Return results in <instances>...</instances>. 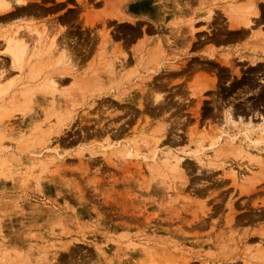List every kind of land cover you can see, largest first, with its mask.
<instances>
[{
    "label": "rangeland",
    "instance_id": "374dc122",
    "mask_svg": "<svg viewBox=\"0 0 264 264\" xmlns=\"http://www.w3.org/2000/svg\"><path fill=\"white\" fill-rule=\"evenodd\" d=\"M40 1L41 0H30L27 4L29 5L31 3V5H29L31 8H34V6L38 7L39 5L38 9L36 7L34 10L42 13L50 12L54 14L58 12V7L53 9V12L52 10L43 11L47 9L49 1L42 0V3ZM77 1L81 2V0ZM156 1L158 3L156 4L160 7H158V10L156 5H154V0L147 1V3H150L147 4V6L155 7V11H148L145 17V29L148 36L146 38V48H144V46L138 50L139 53L133 55L137 63L134 65L137 67L135 68L137 71L136 74L132 73L121 78L120 76H122V73L116 71V78H112L111 75L114 74V72L111 70H107L106 73L104 70L79 69L73 70L74 72H72V74L75 76V80L74 82L73 80L69 82L70 85L68 87L64 85L67 83L66 80L61 87L58 85L61 90H69L72 88V91L64 93L65 95L80 94L89 95L94 98L102 96L103 98L111 97L114 99L113 108L108 107L109 102L107 101H93L90 104L79 102L74 104L73 115L76 114L87 118L90 116V119L78 124V118H74L73 122L69 125V127H72L71 133L68 132L70 130L66 128L67 126L64 118L63 120L60 118L61 115L66 114L68 108L61 109V111H54L50 102L45 103L46 106L43 108L41 107V103L34 99V94L38 95L39 93L40 96H45L47 98L61 97L59 94L60 90L59 92L55 90V92H57L55 93L54 89L49 90L46 89L47 87H43V90H41L42 87L40 88V85L44 82L43 79L52 80L58 77L59 73H62L59 69H56L58 66L53 64V68H49V66L46 69L45 67L46 70L42 69L38 72L40 74L35 72L36 74L32 76V80L29 76L33 74H26L29 73L27 69L21 72L17 69L12 70L9 67V60L4 55L5 53L2 52L5 47L3 41L0 40V53L2 52V54H0V62H2L1 59H3V62L5 59L6 61L8 60L7 63H5L6 61L4 62L5 64L1 63L2 67L0 65V81L3 79L1 81L2 83L0 82V86L8 84L12 82V80L14 81L12 83H15L11 85L7 92L0 89V264H228L232 263V261H241L244 257L249 260L250 264H260L261 260L258 259V261L257 258H255L259 256V254L256 253L255 247L261 242L260 239H264V81H262L264 79V74L263 76L261 75L264 73V0H249L250 2L248 0H206L208 3L205 5V9L201 14H206V11L210 10L213 11L215 15H219L215 16L212 14V19L210 18L208 20V22L213 25L215 23L214 26L210 24L209 28L212 29V31L206 29L209 26V23L206 22L207 20H205V22L203 21L205 25L207 24L204 28L207 30L206 34L213 40L211 42L209 41L212 47L206 63L207 65L209 64L208 68L211 66V69L209 68V76H203L204 81L199 80V82L190 87V94L191 98L194 100L193 102H188L184 105L180 100H175L177 105L183 106L182 108L179 106L178 111L174 112V114L177 113L180 115L178 117L172 115L173 109H175L173 106V53H169L173 48L172 32H170L173 29V24L170 23V21L173 20V0ZM159 1H161V4ZM187 2L189 3L190 1L187 0ZM198 2H201V0ZM248 2L250 4H248ZM41 5L44 9H40L42 8ZM240 5L243 7L257 5L258 17L257 20L253 21H256L258 24L255 25V22L252 25V30L249 31L251 36L254 34V37L245 39L249 36L248 31L245 30L246 32H241L242 39L237 41V39L233 37L235 31L228 29L229 25L227 22L230 19L232 20L233 17L236 19L237 16L240 15L243 17L249 16V18L253 17L249 14V12H251L249 8L239 10ZM70 8L71 7H69V9ZM131 8L132 7H130V9ZM190 8V4L186 3L182 7L175 8L174 11L180 12L182 9L188 11ZM196 9L200 10V7L195 6V10ZM91 12L93 11H88L85 14H90ZM189 12H191V10H189ZM79 13L80 11H75L73 13V22L76 23L78 28L82 25V22H78ZM230 14L233 16H230ZM155 15H163L162 17L164 18L163 27L161 28L162 34L165 37L163 38V43L160 42L159 39L154 43V32L160 30V26L157 25L158 27H154ZM108 16L114 19L113 23H109V26H112L111 31L114 29L117 31V29H119L118 31L123 32L126 38L130 35L129 40L132 44L134 42V37L137 35L134 30L136 28L137 31L140 26H143V22L137 24L131 17L130 23H117L116 19L118 16L116 14H109ZM89 17L90 16L84 15L86 19H89ZM24 18H17L20 19V21L1 22L0 32L8 31L12 28L14 34L16 31L17 33L23 31L20 36H26L28 33L29 35L26 37V40L29 41V51L32 55L33 47L37 45L42 46L44 44L42 42V37H49V33H47L46 22L40 20L37 22L32 18L33 21L27 23V21H21L24 20ZM252 19L253 18H251V20ZM29 20H31V18L28 19V21ZM20 22L23 25H21ZM25 23L30 26L29 31L26 30V26H24ZM216 24L218 25L216 26ZM16 25L19 26L20 31H18L19 29H15ZM84 26L85 28L82 29H87V23ZM149 27L151 29H149ZM56 28L60 32L64 29L59 25H56L55 29ZM96 28H100V24H98ZM92 29L95 30V26ZM103 29H105V27ZM33 30L35 31L34 33H32ZM208 30L211 32H208ZM258 31H260V33ZM32 34L35 35L33 36ZM256 34H259V39H257ZM35 36H37L38 39L39 36H41V40L38 41ZM214 38H218V40ZM51 39L54 43V50H52V52L57 51L59 47H57V43H55L56 39L54 40V36ZM114 40L115 44H117V42L122 39L121 37H115ZM1 45H3L2 48ZM219 45L220 47H217ZM237 46H241L238 47L240 52H243V56H247V58L250 57V59L246 58V62H240L236 59L233 64V68L238 69L235 70L237 71L236 74L234 71H230L228 66L214 61L213 56H218L229 48H235ZM153 47H157V49ZM164 49L168 53H164ZM152 52H154L156 56H154ZM41 53L42 52L35 53L36 55L32 59H38L42 56ZM57 54L58 53L55 52L53 56ZM100 55L103 60L111 56L105 54L97 55L96 61L100 63L102 62ZM86 57L87 59L84 60L90 59V55ZM150 57L152 60L149 61V59H151ZM256 57L258 58L256 59ZM46 58H48V55L44 57V59ZM156 59L158 60L156 61ZM41 60H43V58ZM142 60L147 62L144 63ZM148 61L150 63H148ZM53 62L55 61L53 60ZM250 62L253 63L251 64ZM143 63L146 65L143 66ZM149 67L150 70H148ZM216 67L219 71L216 70ZM6 73L9 74L6 75ZM147 76L149 77L146 78ZM27 77H29V79H27ZM125 77H127V80H125ZM218 77H220V79ZM20 78L21 81H19ZM4 79H6V84L3 82ZM90 79H95L96 81ZM141 79H144V81ZM213 79L215 85L210 88L208 83ZM17 80L20 84L17 83ZM151 80L155 83L153 82V84ZM206 80L209 81L206 82ZM30 81L31 85H29ZM121 82L122 84H120ZM132 83L135 85H132ZM143 83L145 85L147 83L146 86L148 87L141 85ZM34 84L36 85L33 86ZM136 84H139V88ZM25 85L35 87V91L32 90L33 93H31L33 96L27 95V99L25 95L17 94L12 96L13 93L16 94V91ZM75 85H77L78 90ZM118 85L120 86L118 87ZM150 85L152 86L150 87ZM91 86H93V89ZM114 86L117 89L114 88ZM126 87L130 91H128ZM141 88H143V90ZM201 89L203 91H201ZM148 90L149 92H147ZM150 90L153 91L150 92ZM42 91H44L46 95H44V92L41 93ZM51 91L52 93L54 92V96H52ZM199 91L201 94L197 93ZM154 92H157L155 94L158 98L154 96ZM64 94L62 95L63 97L65 96ZM127 94L134 95L136 100L129 101V103L125 102L123 99ZM21 96H23V98ZM114 96L122 99L115 100ZM195 97L198 98L196 99ZM9 98L14 99L13 103L12 101L7 102ZM195 100H197L199 104L196 103L197 101ZM145 101L148 105H146ZM18 102L20 105H18ZM154 103H156V107L153 105ZM91 104L93 105L90 106ZM168 104H170V106ZM112 109H115V111ZM126 109L127 111H125ZM206 109L208 110L206 111ZM225 109L232 114L229 118L236 122L239 121L238 124L234 125L231 123V120L229 123L225 119L224 116L227 111ZM121 110H124V113ZM232 110H235L233 111L234 113ZM37 111L36 120L31 121V116L36 114ZM146 111L149 112L147 113ZM163 111L165 112L163 113ZM129 113H131V115ZM134 114L136 115L134 116ZM152 114L154 117L151 116ZM203 114L205 116H203ZM129 115L132 117H129ZM148 115L150 116L148 117ZM159 119L163 120L159 121ZM157 120L159 121V126H161V124H166L168 130L165 125H163V127L156 126ZM107 122L108 125L110 124V127L113 128V130L108 133L110 136L112 132H117L118 128H121L124 132L122 134L123 136H119L120 138L116 140L112 139V141L104 136L103 138L97 139L94 135H92L94 138L90 137V139L87 137L84 141L80 140V137H82L84 133L89 134L93 132L94 134L99 124H106ZM22 125L24 127H22ZM25 125H27V128H25ZM77 126L86 127L74 133L73 131L77 129ZM51 128L54 130L52 131ZM60 128L63 129L66 134H64L65 137L63 135V137L61 136L62 140L65 138L63 142H61L62 140H56L53 135V133ZM132 128L133 130H131ZM151 128L154 129L151 131ZM85 129L87 133L84 131ZM145 129L150 133H147ZM246 129L247 132L250 130V142L244 140L240 135ZM49 131L50 136L47 135ZM157 132L163 135V137H161V139H159V137L158 144L154 145V142L153 144L150 142L153 137H150L153 135L156 137L161 136ZM168 132L171 133L168 134ZM189 132L199 134L197 137L205 135L204 140H202L203 142H199L198 144V147L201 148H196L197 146L194 143L192 144L188 141L187 137L189 138V136L187 134ZM45 134L46 138L49 137L48 139L45 138ZM40 135L44 138L46 143L42 142V137ZM137 135H142L145 140L141 138L142 140L138 141L139 144L135 147L137 140L136 138L134 139V137H137ZM259 135L263 141L258 137ZM37 136L39 137L37 138ZM171 136L172 139H170ZM27 138L30 139V141L35 138L36 141L35 139L33 140L34 145L30 144L31 142H25L26 140L28 141ZM39 138L41 144L38 142ZM74 138L77 140L75 141ZM92 139L93 142H95L90 144ZM230 139H233V143L230 142ZM160 140H162V142ZM166 140L169 141L167 142ZM123 142L128 146V148H125L123 151L115 152L117 149L109 147L111 145L112 147L116 146ZM253 142L258 143L256 144L258 145L257 149L247 146L248 143L253 144ZM260 142L262 143L260 144ZM17 143L19 145L22 144V146L18 147ZM24 143H28V145L24 146ZM170 144H172V146ZM201 144L203 145L201 146ZM56 145L58 148L55 147ZM65 145L68 146L65 147ZM180 148H183V151ZM111 149H113L115 153L110 156L109 153ZM152 149L154 151L157 150L156 156L152 154ZM189 149L191 151H189ZM54 151H56V153H53ZM169 151L187 160V162L183 159V162L181 161L182 164L185 165V168L183 167V174L185 177H181L183 176L181 175L182 173L179 177V173L177 174L178 171L176 172L174 168V173L170 168H168L166 172H164L165 169H163L167 177L157 175L155 172H152L153 174L151 173L150 168L158 166L159 157H165L164 154ZM62 152H64V154H62ZM92 152H94L93 155ZM173 153H170V157L164 159H169L173 162ZM187 153H189V155ZM55 154H57L58 157ZM2 157H6L8 160L5 158L4 161ZM50 158H53V160ZM96 159H98V161ZM206 161L209 163H205ZM164 166L166 165L162 163L158 167L161 168ZM171 175L173 179L170 178ZM199 190H201V192ZM200 193L203 195L201 196ZM231 208L233 210H231ZM229 210H231V212ZM250 211L253 213H250ZM246 212H248V214ZM246 214L248 216H246ZM200 230L202 231L200 232ZM256 232L259 234L257 233V235ZM243 234L245 235L242 236ZM244 246H247L246 249ZM261 264H264V262L262 261Z\"/></svg>",
    "mask_w": 264,
    "mask_h": 264
},
{
    "label": "bare ground",
    "instance_id": "6f19581e",
    "mask_svg": "<svg viewBox=\"0 0 264 264\" xmlns=\"http://www.w3.org/2000/svg\"><path fill=\"white\" fill-rule=\"evenodd\" d=\"M28 1H30V0H28ZM27 0H0V23L2 22H4V21H14V20H19L20 21V19H22V18H24V17H26V18H24V20H21V21H27V23L29 22V23H31L33 20H32V17H34V16H40L41 14H42V12H39V11H35L34 10V8H36L37 6H34V8H31V6H29V5H31V3L28 5L27 4V2H28ZM37 1V0H36ZM42 1V0H41ZM40 1V2H41ZM43 1H45V0H43ZM48 1V0H47ZM57 1V0H56ZM249 1V0H248ZM33 2V1H32ZM161 2V1H160ZM243 2H245V1H243ZM250 2V1H249ZM248 2V4H250ZM42 3V2H41ZM41 3H39V4H41ZM37 4V3H36ZM35 4V5H36ZM158 4V3H157ZM252 4V3H251ZM257 4V3H256ZM34 5V4H33ZM59 5V4H58ZM237 5V4H236ZM239 5V4H238ZM242 5V4H241ZM240 5V8L239 7H237V8H239V10H241V9H244V8H249L250 10H251V12H249V14L251 15V16H253V17H251V18H253L252 20H251V18H249V16L247 17V16H237V18L235 19V17H233L234 18V20H233V18H232V20L230 19V18H228V19H230L227 23H228V25H229V27H228V29H231V28H234V27H243V28H246V27H249L252 23H255L253 20H257V17H258V10H257V8H256V6H241ZM245 5V4H244ZM42 6V5H41ZM57 6V5H56ZM216 6V5H215ZM217 6H219V5H217ZM38 7H39V5H38ZM38 7H37V9H38ZM48 7V6H47ZM60 7H62V6H59L58 8H60ZM158 5H156V8H157V10H158ZM213 7V6H212ZM53 7H51V9H52ZM57 8V7H56ZM56 8H54V9H56ZM132 8H134V7H132ZM154 8L155 7H148L147 6V4L146 5H144V6H139V7H135V9H134V11L135 12H144L145 13V15H147L148 13V11L149 12H153V11H155L154 10ZM160 8V7H159ZM40 9H44V7L42 6V8H40ZM48 9V8H47ZM46 9V10H47ZM72 9V8H71ZM46 10H43V11H46ZM225 10V9H224ZM49 11H51V10H49ZM73 11H75V10H73ZM206 11V10H205ZM263 11H264V9H263ZM52 12H53V9H52ZM71 12V11H70ZM179 12V11H178ZM207 13H206V15H204V18H203V21L205 22V20H207L206 22L207 23H209L208 22V20L211 18V16H212V14H214L213 13V11H210V10H207L206 11ZM72 13H74V12H72ZM162 13V12H161ZM222 13V12H221ZM260 13V12H259ZM44 14V13H43ZM70 14V13H69ZM68 14V15H69ZM164 14V13H163ZM205 14V13H204ZM223 14V13H222ZM67 15V14H66ZM72 15H74V14H72ZM217 15V14H216ZM215 15V16H216ZM232 14H230V16H231ZM65 16V15H64ZM70 16H71V14H70ZM69 16V17H70ZM156 16V15H155ZM161 16H163V15H161ZM217 16H219V15H217ZM233 16V15H232ZM28 17H30L31 18V20H29L28 21V19H30V18H28ZM62 17H63V15H62ZM65 17H67V16H65ZM213 17V16H212ZM226 17V16H225ZM17 18H20V19H17ZM39 18V17H38ZM68 18V17H67ZM72 18H74V17H72ZM72 18H68V19H72ZM184 18V17H183ZM220 18V17H219ZM223 18V17H222ZM222 18H221V20H222ZM212 19V18H211ZM227 19V20H228ZM73 20V19H72ZM160 20H161V18H160ZM213 20H215V19H213ZM212 20V21H213ZM261 20V19H260ZM259 20V21H260ZM62 21V20H61ZM226 21V20H225ZM37 22H38V20H37ZM63 22V21H62ZM64 22H65V20H64ZM68 22H69V20H68ZM70 23V22H69ZM214 23V22H213ZM217 23V22H216ZM220 23V22H219ZM20 24H21V22H20ZM185 24H187L189 27L188 28H190L191 27V32H193V35L195 34V32H196V30L193 28V26H192V24H193V21H192V19H190L189 18V20H186L185 21ZM210 24L211 23H209L208 25V28H206V29H210L209 27H210ZM256 24H258L257 22L255 23V25ZM19 25V24H18ZM18 25H16L15 27V29L17 30V29H19V26ZM21 25H23V24H21ZM33 25V24H32ZM35 25V24H34ZM44 25H46V24H44ZM151 25H154V24H151ZM207 25V24H206ZM206 25H205V27H206ZM211 25H213V24H211ZM214 25H215V23H214ZM213 25V26H214ZM218 24H216V26H217ZM24 26H26V30H28L29 31V25H27L26 23L24 24ZM37 26V25H36ZM35 26V27H36ZM120 27V26H119ZM137 27V26H136ZM151 27V26H150ZM149 27V29H151ZM155 27V26H154ZM153 27V28H154ZM204 27V28H205ZM219 27V26H218ZM226 27V26H225ZM32 28V27H31ZM127 28H128V26H127ZM135 28V27H134ZM156 28V27H155ZM154 28V29H155ZM36 29H37V27H36ZM57 29V28H56ZM121 29V28H120ZM139 29V28H138ZM218 29V28H217ZM220 29V28H219ZM225 29V28H224ZM223 29V30H224ZM38 30V29H37ZM59 30H60V27H59ZM115 30V29H114ZM117 30H119V29H117ZM122 30V29H121ZM205 30V29H204ZM211 31H212V29H210ZM214 30V29H213ZM222 30V31H223ZM18 31H20V29L18 30ZM30 31H31V29H30ZM116 31V30H115ZM133 31V30H132ZM134 31H136V28H135V30ZM151 31V30H150ZM207 31V30H206ZM211 31H209L208 30V32H211ZM217 31V30H216ZM14 31H13V29L11 28V29H9L8 31H1L0 32V40H2L3 41V45H4V51H2V52H4L5 54V56H6V58H8V60H9V67L12 69V70H20L21 72L24 70V69H27V72L29 71V73H26V74H28V75H31V74H33V75H31V76H29L30 77V79H32V76H34L36 73H38L39 71H41L42 69H44V70H46L49 66V68H53V66L55 65H57L58 66V68H59V70L61 71V69H63V67L65 66L66 67V65H69V63L71 62V61H73V54H70L69 52H68V50L66 51L65 50V53L62 51V52H59V50H57L56 51V53H58L57 55H55L56 57H53V55H52V53H51V48H53L54 47V43H53V40L51 39H49L47 42L48 43H46V41L44 42V39L46 40L47 38H48V36L47 37H42V42L44 43L42 46L41 45H37V46H34L33 47V50H32V55H31V52L29 51L30 49H29V44H28V40H26V37L29 35L28 33H27V35L25 36H20L21 35V33L23 32H18L17 33V31H16V33L14 34L13 33ZM35 31L33 30V32L32 33H34ZM42 32V31H41ZM62 32V31H61ZM120 32V31H119ZM126 32V31H125ZM124 32V33H125ZM128 32V31H127ZM218 32V31H217ZM220 32V31H219ZM226 32V31H225ZM229 32V31H228ZM246 32V31H245ZM259 33H260V31H258ZM38 33V32H37ZM83 33V32H82ZM123 33V32H122ZM214 33V32H213ZM249 33V32H248ZM17 34H19V35H17ZM36 34V33H35ZM34 34V35H35ZM81 34V33H80ZM115 34V33H114ZM130 34V33H129ZM128 34V35H129ZM211 34V33H210ZM216 34V33H215ZM218 34V33H217ZM220 34V33H219ZM227 34V33H226ZM241 32H239V33H233V37L235 38V39H237V41H240L241 39H242V37H241ZM244 34V33H243ZM33 35V34H32ZM33 35V36H34ZM39 35V34H38ZM37 35V36H38ZM60 35H62V34H60ZM84 35V34H83ZM82 35V36H83ZM139 35V34H138ZM257 35V34H256ZM261 35V34H260ZM37 36H35V37H37ZM42 36V35H41ZM41 36H39V39H38V37H37V40L39 41V40H41ZM69 36V35H68ZM81 36V35H80ZM122 36V35H121ZM123 36H125V35H123ZM137 36V35H136ZM216 36V35H215ZM226 36V35H225ZM259 36V34L257 35V39H259L260 38V36ZM34 37V39L36 40V38ZM63 37V36H62ZM66 37H67V35H66ZM129 37H130V35H129ZM128 37V38H129ZM133 37V36H132ZM217 37V36H216ZM218 37H219V35H218ZM245 37V36H244ZM247 37V36H246ZM251 37H254V34H252V36L249 34V36H248V38H245V39H250ZM31 38V37H30ZM82 38V37H81ZM85 39L87 38V37H84ZM116 38H117V36H116ZM124 38V37H123ZM222 38V37H221ZM230 38H231V36H230ZM66 39V38H65ZM125 39V38H124ZM131 39V38H130ZM209 39V41L211 42V41H213V40H211L210 38H208ZM208 39H206V40H208ZM213 39V38H212ZM214 39H217L218 40V38H214ZM226 39V38H225ZM33 40V39H32ZM54 40H55V38H54ZM68 40V39H67ZM74 40V39H73ZM72 40V41H73ZM135 40V39H134ZM221 40V39H220ZM59 41V40H58ZM75 41H77L76 43H74ZM87 41H88V39H87ZM129 41V40H128ZM228 41V40H227ZM234 41H236V40H234ZM31 42V41H30ZM55 42H57L56 40H55ZM68 43H70L69 41H67ZM74 44L76 45L77 43H78V40H74ZM127 42V41H126ZM155 42V41H154ZM226 42V41H225ZM38 43V42H37ZM81 43V42H80ZM150 43V42H149ZM242 43H244V42H242ZM87 44V43H86ZM151 44V43H150ZM229 44V43H228ZM3 45H1V48H2V46ZM157 45L159 46V44H158V42H157ZM156 45V46H157ZM227 45V44H226ZM243 45V44H242ZM83 46V45H82ZM145 46V45H144ZM157 46V47H158ZM231 46V45H230ZM81 47V46H80ZM143 47V46H142ZM157 47H153V48H155V49H157ZM79 48V47H78ZM82 48V47H81ZM80 48V49H81ZM84 48H85V46H84ZM46 49V50H45ZM54 49V48H53ZM119 49V48H118ZM152 49V48H151ZM3 50V49H2ZM82 50V49H81ZM88 50H90V49H88ZM87 50V51H88ZM2 52L0 53V54H2ZM37 52H42L41 53V57H39L38 59H32V58H34L35 57V53H37ZM139 53V52H138ZM153 54H154V52H152ZM246 53V52H245ZM257 53V52H256ZM87 54V53H86ZM264 54V53H263ZM4 55H2V56H4ZM48 55V58H46V59H48V60H46V59H44V57H46ZM109 55H111V56H109L106 60H103V59H101V55H100V59H101V63H103V64H101V66H104L103 68H102V71L104 70V71H106V73H107V70H111V71H113L114 72V74H110L113 78L115 77V72L117 71V70H113V69H111L110 67H112L113 65H112V63H117L118 64V62H117V58L116 59H113L112 60V56H114V57H116V56H119L120 58H121V60H123V61H125V65H126V59H127V55L125 54V53H122L121 51L118 53V52H114V53H112V54H109ZM149 55H151V54H149ZM148 55V56H149ZM245 55V54H244ZM37 56H40V55H37ZM37 56H36V58H37ZM85 56H87V55H85ZM85 56H83V57H85ZM154 56H156L155 54H154ZM104 57V56H103ZM135 57V56H134ZM252 57H255V56H252ZM251 57V58H252ZM259 57V56H258ZM258 57H256V59L258 58ZM262 57V56H261ZM264 57V56H263ZM4 58V57H3ZM43 58V60H41V59ZM151 58V57H150ZM247 58V56H243V52H240V49L238 48H233V47H231V48H229L228 50H226L223 54H220L219 56H218V58H217V60L220 62V63H222L223 65H225V66H228V68L230 69V71H231V69L233 68V64L235 63V61H236V59H238V61H240V62H244L245 61V59ZM249 59H250V57H248ZM247 58V59H248ZM32 59V60H31ZM146 59V58H145ZM155 59V58H154ZM246 59V60H247ZM2 60V62H0V65H1V67H2V64L1 63H4L5 61H6V59H5V61L3 62V59H1ZM7 60V61H8ZM53 60L55 61V62H53ZM57 60V61H56ZM150 60H152V58L151 59H149V61ZM158 59H156V61H157ZM260 60V59H259ZM259 60H258V62H259ZM7 61L5 62V63H7ZM143 61V60H142ZM148 61V63H150ZM212 61V60H211ZM262 61V60H261ZM144 62V61H143ZM147 62V61H146ZM146 62H144V63H146ZM246 62V61H245ZM253 62H254V60H253ZM252 62V63H253ZM257 62V61H256ZM257 62V63H258ZM263 62V61H262ZM4 63V64H5ZM140 63V62H139ZM138 63V64H139ZM143 63V64H144ZM212 63V62H211ZM251 63V62H250ZM251 63V64H252ZM255 63V62H254ZM54 64V65H53ZM142 64V65H143ZM156 64V63H155ZM146 64H144L143 66H145ZM209 65V64H208ZM240 65H241V63H240ZM246 65H247V63H246ZM255 65V64H254ZM262 65V64H261ZM73 66V65H72ZM72 66H70V67H72ZM115 66V65H114ZM138 66V65H137ZM152 66V65H151ZM245 66V65H244ZM253 66V65H252ZM4 67V66H3ZM6 67H7V65H6ZM45 67H46V69H45ZM141 67V66H140ZM155 67V66H154ZM211 67V66H210ZM209 67V68H210ZM215 67V66H214ZM220 67V66H219ZM236 67V66H235ZM237 67H238V65H237ZM259 67V66H258ZM262 67V66H261ZM55 68V67H54ZM57 67H56V69H58ZM73 68H74V66L72 67V69H68L66 72L65 71H61L62 73H59L58 74V77H55L54 79H48L49 80V82H48V80L46 79H43L44 80V82L40 85V88L42 87V89L41 90H43V87H47L46 89H49V90H52V89H54V92H55V90H57L58 92H59V90H60V92H59V94L61 95V97H52V98H50V99H48L47 97H44V96H40V93H39V95H38V98L36 99V101H39V103H41V107H43L44 108V106H46V104L45 103H48V102H50L51 103V107L54 109V111L55 110H60L61 111V109H64V108H68L66 111V114H64V115H61V119L63 120V118H64V121H65V124H66V128L67 129H69L70 131H68V132H72L71 131V129H72V127H69V125L73 122V119L74 118H78L77 119V122H78V124H80L82 121H86V120H89L90 119V116H89V118H87V117H81V116H79V115H76V114H74L73 115V110H74V104H76V103H79V102H85V103H87V104H90V103H92L93 101V99H94V97H91V96H89V95H80V97L78 98L80 101H76L75 99H77V98H75V97H72L73 95H71V94H69V95H65L64 93H66V92H68V91H66V90H61L60 88H59V86H61L62 84H63V82L65 81V79L66 78H64L63 76L64 75H71V73L72 72H74L73 71ZM108 68V69H107ZM134 68V67H133ZM135 68H137V67H135ZM135 68H134V70H132V69H126V71H124L125 73H124V76H126V75H129V74H132V73H137V71L135 70ZM222 68V67H221ZM224 68V67H223ZM253 68V67H252ZM11 69H8V70H11ZM30 69V70H29ZM145 69V68H144ZM146 69H147V67H146ZM211 69V68H210ZM213 69V68H212ZM225 69V68H224ZM223 69V70H224ZM241 69V68H240ZM244 69V68H243ZM249 69H251V68H249ZM258 69H261V68H258ZM7 70V71H8ZM91 70V69H90ZM122 68H121V66L119 65V70L118 71H120L121 73H122ZM138 70V69H137ZM141 70V69H140ZM140 70H139V73H140ZM143 70V69H142ZM148 70H150V67L148 68ZM152 70V69H151ZM214 70V69H213ZM216 70H218L219 71V69L216 67ZM228 70V69H227ZM235 70H238V69H234L233 68V71H234V73H236L237 71H235ZM246 70H248V69H246ZM252 70V69H251ZM17 71V72H18ZM26 71V70H25ZM101 71V70H100ZM133 71V72H132ZM217 71V72H218ZM229 71V72H230ZM242 71H244V70H242ZM241 71V72H242ZM254 71V70H253ZM24 72V71H23ZM36 72V73H35ZM97 72V71H96ZM95 72V73H96ZM249 72V71H248ZM251 72V71H250ZM256 72V71H255ZM254 72V73H255ZM1 73H3V72H1ZM152 73V72H151ZM214 73V72H213ZM4 74V73H3ZM9 74V73H8ZM7 73H6V75H8ZM38 74H40V73H38ZM42 74V73H41ZM56 74V73H55ZM97 74V73H96ZM145 74V73H144ZM237 74V73H236ZM245 74V73H244ZM255 74H257V73H255ZM254 74V75H255ZM259 74V73H258ZM261 74V73H260ZM263 74L264 73H262L261 75L263 76ZM5 75V74H4ZM20 75V74H19ZM19 75H17V76H19ZM87 75V74H86ZM118 75V74H117ZM134 75V74H133ZM147 75H148V73H147ZM249 75V74H248ZM1 76V75H0ZM37 76V75H36ZM82 76V75H81ZM80 76V77H81ZM145 76V75H144ZM215 76V75H214ZM238 76H239V73H238ZM260 76V75H259ZM22 77V76H21ZM23 77H24V75H23ZM29 77H27V79H29ZM54 77V76H53ZM84 77V76H83ZM86 77V76H85ZM88 77V76H87ZM121 78H123L122 76H120ZM119 77V78H120ZM128 77V76H127ZM127 77H125L126 79L125 80H127ZM130 77V76H129ZM149 76H147L146 78H148ZM155 77V76H154ZM217 77V76H216ZM215 77V78H216ZM18 78V77H17ZM42 78V77H41ZM40 78V79H41ZM97 78V77H96ZM120 78V79H121ZM137 78V77H136ZM135 78V79H136ZM140 78V77H139ZM219 79H220V77H218ZM244 78V77H243ZM98 79V78H97ZM100 79H102V78H100ZM130 79V78H129ZM155 79V78H154ZM217 79V78H216ZM238 79H239V77H238ZM260 79H261V77H260ZM3 79H1V81H2ZM5 80L6 79H4V84H6V82H5ZM8 80V79H7ZM10 80H12V79H10ZM24 80V79H23ZM33 80V79H32ZM88 80H89V78H88ZM90 80H92V79H90ZM95 79H93L92 81H94ZM121 80H123V79H121ZM124 80V81H125ZM141 80H143L144 81V79H141ZM152 80H153V78H152ZM151 80V81H152ZM156 80V79H155ZM232 80V79H231ZM0 81V82H1ZM19 81H21V78H20V80ZM87 81V80H86ZM96 81V80H95ZM139 81H140V79H139ZM142 81V82H143ZM220 81V80H219ZM262 81H264V79L262 80ZM9 82V81H8ZM12 82H14L13 80H12ZM12 82H10V83H8V84H6V85H4V86H0V89H2L3 91H8V89L11 87V85L12 84H15V83H12ZM25 82V81H24ZM38 82V81H37ZM42 82V81H41ZM90 82V81H89ZM126 82V81H125ZM131 82H133V81H131ZM154 81H152V83H153ZM2 83V82H1ZM17 83H19L20 84V82H18V80H17ZM16 83V84H17ZM31 83V81L29 82V85H31L30 84ZM91 83V82H90ZM135 83V82H134ZM138 83V82H137ZM149 84H151L150 82H148ZM155 83V82H154ZM153 83V84H154ZM219 83V82H218ZM233 83V82H232ZM231 83V84H232ZM76 84V83H75ZM86 84H89V83H86ZM119 84V83H118ZM120 84H122V82L120 83ZM129 84H131V83H129ZM220 84V83H219ZM36 84H34L33 86H35ZM37 85H38V83H37ZM59 85V86H58ZM78 85V84H77ZM77 85H75L76 86V88H77ZM91 85V84H90ZM90 85H88V86H90ZM125 85V84H124ZM127 85H128V83H127ZM126 85V86H127ZM132 85H135V84H133L132 83ZM137 85V84H136ZM139 85V84H138ZM137 85V86H138ZM141 85H145L144 83L143 84H141ZM146 85H147V83H146ZM145 85V87H148V86H146ZM215 84H214V79L211 81V84H210V88H212L213 86H214ZM33 86H23L22 88H20V89H18V91H16V94L15 93H13L12 94V96H14V95H17V94H19V95H25V98L27 99V95H31V93H33V91H35V87H33ZM74 86V87H75ZM116 86V85H115ZM114 86V88H116ZM120 85H118V87H119ZM152 85H150V87H151ZM155 86V85H154ZM219 86V85H218ZM217 86V87H218ZM86 87V86H85ZM133 87V86H132ZM13 88H14V86H13ZM18 88V87H17ZM38 88V87H37ZM36 88V89H37ZM91 88L93 89V86H91ZM123 88H125V87H123ZM134 88V87H133ZM138 88H139V86H138ZM157 88H159V87H157ZM202 88V87H201ZM204 88V87H203ZM45 89V90H46ZM72 89V88H71ZM85 89V88H84ZM83 89V90H84ZM117 89V88H116ZM126 89H128L127 87H126ZM142 90H143V88H141ZM147 89V88H146ZM149 89H152V88H149ZM197 89H199V88H197ZM205 89V88H204ZM217 89V88H216ZM33 90V91H32ZM48 90V91H49ZM77 90H78V88H77ZM123 90V89H122ZM122 90H119V91H122ZM31 91V92H30ZM72 91V90H71ZM82 91V90H81ZM90 91V90H89ZM128 91H130L129 89H128ZM153 91V90H152ZM151 90H150V92H152ZM201 91H203L202 89H201ZM44 91H42L41 93H43ZM50 92V91H49ZM53 92V93H54ZM91 92V91H90ZM147 92H149V90L147 91ZM11 93H12V91H11ZM30 93V94H29ZM52 93V91H51V94H52V96H54L55 94H53ZM55 93H57V92H55ZM155 93H157V92H154V96H156V94ZM197 93H199V94H201L200 93V91L199 92H197ZM50 94V93H49ZM65 95L64 97L62 96V95ZM88 94H90V93H88ZM122 94H123V92H122ZM203 94V93H202ZM8 95H10V94H8ZM35 96H36V94H34ZM44 95H46L45 94V92H44ZM121 95V94H120ZM146 95V94H145ZM151 95V94H150ZM159 95V94H158ZM161 95V94H160ZM27 96V97H26ZM31 96H33V95H31ZM122 96V95H121ZM163 96V95H162ZM195 96H196V93H195ZM4 97H6V96H4ZM22 98H23V96H21ZM115 97V96H114ZM142 97V96H141ZM149 97V96H148ZM157 98H158V96H156ZM155 97V98H156ZM200 97H202V96H200ZM24 98V99H25ZM115 98H119V97H115ZM144 98V97H143ZM142 98V99H143ZM155 98H154V100H155ZM156 98V99H157ZM196 98V97H195ZM194 98V99H195ZM198 98V97H197ZM196 98V99H197ZM25 99V100H26ZM122 98H120L119 100H121ZM200 99V98H199ZM203 99V98H202ZM201 99V100H202ZM9 101H12V103H13V101H14V99L13 98H9L8 100H7V102H9ZM51 101H53V102H51ZM109 101H111V102H109ZM113 100L112 99H109L108 100V102H109V105H108V107H112L113 108V102H112ZM140 101L142 102V100L140 99ZM149 101H150V99H149ZM156 101V100H155ZM154 101V102H155ZM195 101H197V100H195ZM5 102V101H4ZM120 102V101H119ZM141 102H140V104H141ZM199 102H200V100H199ZM11 103V102H10ZM139 103V102H138ZM137 103V104H138ZM145 103H146V105H148L147 104V102L145 101ZM157 103V102H156ZM156 103H154L153 105H155ZM196 103H198V101L196 102ZM225 103V102H224ZM33 104V103H32ZM44 104V105H43ZM140 104H139V106H140ZM199 104V103H198ZM203 104V103H202ZM220 104H222V103H220ZM18 105H20V103L18 102ZM35 105V104H34ZM37 105V104H36ZM35 105V106H36ZM53 105V106H52ZM93 104H91L90 106H92ZM117 105V104H116ZM142 106H143V104H141ZM169 106H170V104H168ZM223 105V104H222ZM1 106V105H0ZM38 106V105H37ZM225 106V105H224ZM33 107V106H32ZM40 107V106H39ZM38 107V108H39ZM50 107V108H51ZM120 107V106H119ZM118 107V108H119ZM141 107V106H140ZM155 107H156V105H155ZM181 107V106H180ZM183 107V106H182ZM181 107V108H182ZM163 108H165V107H163ZM197 108H198V106H197ZM226 108V107H225ZM33 109V108H32ZM48 109V108H47ZM120 109H122V108H120ZM156 109V108H155ZM154 109V110H155ZM221 109V108H220ZM224 109V108H223ZM113 111H115V109H112ZM117 110V109H116ZM133 110V109H132ZM137 110H138V108H137ZM140 110V109H139ZM158 110V109H157ZM167 110H169V109H167ZM200 110V109H199ZM208 109H206V111H207ZM218 110V109H217ZM225 110H227V109H225ZM261 110V109H260ZM118 111V110H117ZM116 111V112H117ZM122 111V110H121ZM124 111V110H123ZM122 111V112H123ZM125 111H127V109L125 110ZM134 111V110H133ZM152 111H153V108H152ZM202 111H204V110H202ZM205 111V112H206ZM219 111H221V110H219ZM233 111H235V110H232V112ZM264 111V110H263ZM130 112H131V110H130ZM144 112V111H143ZM147 112V111H146ZM149 112V111H148ZM147 112V113H148ZM154 112V111H153ZM152 112V113H153ZM165 111H163V113H164ZM204 112V113H205ZM223 112H224V110H223ZM34 113V112H33ZM36 113V112H35ZM115 113V112H114ZM124 113V112H123ZM126 113H128V112H126ZM134 113V112H133ZM138 113V112H137ZM151 113V112H150ZM149 113V114H150ZM156 113V112H155ZM161 113V112H160ZM159 113V114H160ZM162 113V114H163ZM207 113V112H206ZM216 113V112H215ZM220 113V112H219ZM234 113V112H233ZM263 113V112H262ZM38 114V111H37V113L36 114H33L32 116H31V121L32 120H36V118H37V115ZM130 115H131V113H129ZM142 114V113H141ZM145 114V113H144ZM154 114V113H153ZM151 115V116H153L154 117V115ZM214 114V113H213ZM212 114V115H213ZM256 114H258V113H256ZM260 114V113H259ZM129 115V117H132V116H130ZM136 114H134V116H135ZM146 115V114H145ZM156 115V114H155ZM161 115V114H160ZM165 115V114H164ZM173 115V114H172ZM201 115V114H200ZM230 115H232L231 114V112H229L228 110L226 111V114H225V116H224V113H223V116L225 117V119L230 123V120L232 121L231 123L232 124H238L239 123V121H233L232 119H230L229 117H230ZM138 116V115H137ZM144 116V115H143ZM150 115H148V117H149ZM163 116V115H162ZM203 116H205L204 114H203ZM156 117V116H155ZM166 117V116H165ZM217 117V116H216ZM264 117V116H263ZM32 118H34V119H32ZM135 118V117H134ZM204 118V117H203ZM241 118H242V116H241ZM240 118V119H241ZM21 119V118H20ZM113 119V118H112ZM112 119H111V121H112ZM131 119V118H130ZM239 119V120H240ZM27 120V119H26ZM114 120V119H113ZM129 120V119H128ZM160 120H163V119H159V121ZM200 120H202V119H200ZM16 121V120H15ZM110 121V120H109ZM158 120L156 121L157 122V125L156 126H158V127H163V125H165V127L167 128V126H166V124H161V126H159V124H158V122H159ZM165 121V120H164ZM42 122V121H41ZM162 122V121H161ZM226 122V121H225ZM35 123V122H34ZM37 123V122H36ZM164 123V122H163ZM210 123V122H209ZM208 123V124H209ZM240 123H241V121H240ZM64 124V125H65ZM155 124V123H154ZM171 124V123H170ZM174 125V124H173ZM253 125H255V124H253ZM252 125V126H253ZM261 125V124H260ZM263 125V124H262ZM155 126V127H156ZM18 127V126H17ZM22 127H24L23 125H22ZM33 127V126H32ZM86 127V126H85ZM85 127H82V126H77V129L76 130H74L73 132L75 133L76 131H81L83 128H85ZM164 127V128H165ZM261 127H263V126H261ZM25 128H27V125H25ZM36 128V127H35ZM34 128V129H35ZM98 128V129H97ZM96 129H97V131L95 132L94 131V134H93V132H90V131H88V132H90L89 134L87 133V130L85 129L84 131L87 133V134H83L82 135V137H80V140L81 141H84V140H86L87 139V137H93L92 135H94L95 136V138H97V139H99V138H103V136L104 137H108L109 139H110V141H112V139L113 140H116V139H119L120 137L119 136H121L124 132L122 131V129L121 128H118L117 129V132H112V134H111V136L108 134L110 131H112L113 130V128H111L110 127V124L108 125V122L106 123V124H99L98 125V127H97ZM125 128V127H124ZM123 128V129H124ZM134 128H136V127H134ZM144 128V127H143ZM143 128H141V129H143ZM149 128V127H148ZM247 128V127H246ZM264 128V127H263ZM33 129V130H34ZM138 129H139V127H138ZM152 129H154V128H151V131H152ZM156 129H157V127H156ZM207 129V128H206ZM205 129V130H206ZM242 129V128H241ZM17 130H18V128H17ZM51 130H52V128H51ZM50 130V131H51ZM54 130V129H53ZM52 130V131H53ZM94 130H95V128H94ZM125 130V129H124ZM131 130H133V128L131 129ZM135 130V129H134ZM146 130V129H145ZM159 130V129H158ZM167 130H168V128H167ZM202 130V129H201ZM236 130V129H235ZM243 130V129H242ZM38 131V130H37ZM42 131V130H41ZM48 131V130H47ZM50 131L49 132H47L46 134L47 135H49L50 134ZM116 131V130H115ZM147 131V130H146ZM150 131V130H149ZM155 131V130H154ZM153 131V132H154ZM161 131V130H160ZM159 131V132H160ZM166 131V130H165ZM264 131V130H263ZM262 131V132H263ZM20 132H22V131H20ZM39 132H40V128H39ZM45 132V131H44ZM131 132V131H130ZM135 132V131H134ZM159 132H157V133H159ZM162 132V131H161ZM160 132V133H161ZM202 132H204V131H202ZM207 132V131H206ZM249 132H250V130H249ZM249 132H247V129L244 131V132H242L240 135L243 137V139L244 140H246V141H248V142H250V133ZM251 132H252V130H251ZM35 133H37V132H35ZM77 133V132H76ZM143 133V132H142ZM146 133V132H145ZM147 133H150V132H148L147 131ZM154 133H156V132H154ZM159 133V134H160ZM171 133V132H170ZM169 132H168V134H170ZM190 133V132H189ZM187 134L188 136H189V138L187 137V139H188V141L189 142H191L192 144L194 143L197 147L196 148H201V147H198V144H199V142H203L202 140H204V138H205V135H202V136H198L197 137V135H199V134H194L193 132H191L190 134ZM200 133H201V131H200ZM260 133V132H259ZM44 134V133H43ZM46 134L44 135L45 136V138H46ZM65 133H64V130L63 129H57V131L56 132H54L53 133V135H54V138L56 139V140H62L61 138L64 136L65 137V135H64ZM126 134V133H125ZM163 134H164V129H163ZM203 134V133H202ZM206 134V133H205ZM255 134V133H254ZM261 134V133H260ZM41 135H42V133H41ZM40 135V136H41ZM52 135V134H51ZM63 135V136H62ZM69 135V134H68ZM71 135V134H70ZM75 135H77V134H75ZM106 135V136H105ZM131 135V134H130ZM156 135V134H155ZM161 135V134H160ZM230 135V134H229ZM50 136V135H49ZM62 136V137H61ZM123 136V135H122ZM133 136V135H132ZM131 136V137H132ZM146 136V135H145ZM185 136V135H184ZM39 136H37V138H38ZM42 137V136H41ZM48 137V136H47ZM53 137V136H52ZM74 137V136H73ZM75 137H77V136H75ZM147 137V136H146ZM153 137V139L150 141L152 144H153V142H154V145L155 144H158V141H159V139H161V137H163V135H161V136H151L150 138H152ZM160 137V138H159ZM168 137V136H167ZM229 137V136H228ZM258 137H260V135L258 136ZM36 138V137H35ZM34 138V139H35ZM43 138V137H42ZM41 138V140H42V142H45L44 141V138L42 139ZM49 138V137H48ZM48 138H46V139H48ZM78 138V137H77ZM94 138V137H93ZM107 138V139H108ZM136 138V140H137V142L135 143V147L136 146H138V141H141L142 139L141 138H143L142 137V135L140 136V135H137V137H134V139ZM159 138V139H158ZM22 139H24V138H22ZM28 139V138H27ZM33 139V140H34ZM65 138H63V140H64ZM72 139V138H71ZM75 139V138H74ZM91 139V138H90ZM129 139H131V138H129ZM129 139H127V140H129ZM133 139V138H132ZM144 139V138H143ZM169 139V138H168ZM170 139H172V136H171V138ZM186 139V138H185ZM257 139H259V138H257ZM260 139L262 140V138L260 137ZM18 140V139H17ZM33 140L32 141H30V139H28V141L26 140H24L25 142H31L30 144H33L34 145V142H33ZM53 140V139H52ZM63 140L61 141V142H63ZM77 139H75V141H76ZM96 140V139H95ZM145 140V139H144ZM183 140V139H182ZM233 140V139H232ZM231 139H230V142H232L233 143V141H232ZM35 141H36V139H35ZM55 141V140H54ZM66 141V140H65ZM64 141V142H65ZM74 141V140H73ZM73 141H72V143H73ZM97 141V140H96ZM109 141V142H110ZM131 141V140H130ZM161 142H162V140H160ZM164 141V140H163ZM167 141V140H166ZM165 141V142H166ZM169 141V140H168ZM167 141V142H168ZM240 141V140H239ZM263 141V140H262ZM20 142H22V141H20ZM19 142V143H20ZM38 142H39V144H41V142H40V138L38 139ZM48 142V141H47ZM50 142V141H49ZM93 142V139H92V141L90 142V144ZM95 142V141H94ZM93 142V143H94ZM149 142V143H150ZM164 142V143H165ZM177 142V141H176ZM185 142H187V141H185ZM237 142V141H236ZM241 142V141H240ZM37 143V142H36ZM46 143V142H45ZM53 143V142H52ZM69 143V142H68ZM71 143V142H70ZM92 143V144H93ZM129 143V142H128ZM227 143V142H226ZM242 143V142H241ZM262 142H260V144H261ZM16 144V143H15ZM18 144V143H17ZM38 144V143H37ZM43 144V143H42ZM66 144V143H65ZM256 144H258L257 142H253V144L252 143H248V145L247 146H251V147H253V148H255V149H257V147H258V145H256ZM26 145H28V143H24V146H26ZM45 145V144H44ZM58 145V144H57ZM55 146L56 148H58V146ZM64 145V144H63ZM79 145V144H78ZM87 145V144H86ZM110 145V144H109ZM160 145V144H159ZM171 146H172V144H170ZM185 145V144H184ZM190 145V144H189ZM203 144H201V146H202ZM20 146H22V144H18V147H20ZM43 146V145H42ZM66 146H68V145H65V147ZM70 146V145H69ZM76 146V145H75ZM85 146V145H84ZM89 146V145H88ZM99 146V145H98ZM97 146V147H98ZM164 146H165V144H164ZM167 146V145H166ZM169 146V145H168ZM183 146V145H182ZM193 146V145H192ZM54 147V148H55ZM60 147H61V145H60ZM64 147V146H63ZM92 147H93V145H92ZM101 147V146H100ZM108 147V146H107ZM110 148H115V149H117L115 152H120V151H123V150H125V148H128V146H127V144L125 145V143L123 142V143H120V144H118V145H116V146H113L112 147V145L111 146H109ZM69 148V147H68ZM71 148V147H70ZM96 148V147H95ZM99 148V147H98ZM97 148V149H98ZM169 148V147H168ZM203 148V147H202ZM230 148V147H229ZM63 149V148H62ZM81 149H83V148H81ZM94 149V148H93ZM96 149V150H97ZM100 149V148H99ZM172 149V148H171ZM170 149V150H171ZM180 149H182V151H183V148H180ZM52 150V149H51ZM51 150H49V151H51ZM55 150V149H54ZM86 150V149H85ZM87 150H88V148H87ZM95 150V149H94ZM169 150V149H168ZM176 150V149H175ZM202 150V149H201ZM200 150V151H201ZM44 151H46V150H44ZM79 151V150H78ZM82 151V150H81ZM84 151V150H83ZM99 151V150H98ZM153 153V155L154 156H156V151L157 150H151ZM189 151H191L190 149H189ZM194 151V150H193ZM199 151V152H200ZM95 152V151H94ZM94 152H92V155H93V153ZM115 152H113V149H111L110 150V156H111V154L112 155H114V153ZM17 153V152H16ZM53 153H56V151H54ZM70 153V152H69ZM89 153H90V151H89ZM170 153H173V152H171V151H169L168 153H166V154H164L165 155V157H163V158H160L159 157V162L157 163L158 164V166H160L162 163L163 164H165L166 166H164V167H161V168H159L158 166H154V167H151L150 168V171H151V173L152 172H155L157 175H162L163 177H167L166 175H165V173L164 172H166L167 171V169L168 168H170L171 169V171L173 172V168L176 170V172H177V174L179 173V177H180V174L181 175H183V176H181V177H185L184 176V169H183V167L185 168V165L184 164H182V159L183 158H181V157H179V156H177V155H175L174 153H173V162H171L169 159H164V158H168V157H170ZM201 153V152H200ZM219 153V152H218ZM1 154V153H0ZM2 154H4V153H2ZM62 154H64V152H62ZM81 154V153H80ZM91 154V153H90ZM96 154V153H95ZM184 154V153H183ZM188 155H189V153H187ZM197 154V153H196ZM195 154V155H196ZM50 155V154H49ZM56 156H57V154H55ZM69 155V154H68ZM203 155V154H202ZM252 155V154H251ZM17 156V155H16ZM19 156V155H18ZM51 156H53V155H51ZM64 156V155H63ZM205 156V155H204ZM11 157H12V155H11ZM58 157V156H57ZM62 157V156H61ZM60 157V158H61ZM66 157V156H65ZM92 157V156H91ZM1 158V157H0ZM6 158V157H5ZM5 158H3L2 157V159H4V161H5ZM54 158H55V156H54ZM59 158V159H60ZM104 158V157H103ZM201 158V157H200ZM7 159V158H6ZM51 159V158H50ZM171 159V158H170ZM8 160V159H7ZM17 160H19V159H17ZM34 160V159H33ZM42 160H43V158H42ZM51 160H53V158L51 159ZM97 161H98V159H96ZM183 160H186V159H183ZM194 160V159H193ZM63 161V160H62ZM182 161V162H181ZM209 161V160H208ZM208 161H206L205 163H207ZM38 162V161H37ZM41 162V161H40ZM50 162V161H49ZM186 162H187V160H186ZM39 163V162H38ZM46 163V162H45ZM48 163V162H47ZM46 163V164H47ZM184 163H185V161H184ZM209 163V162H208ZM49 164V163H48ZM174 164V165H173ZM169 166V167H168ZM163 169H165V171L163 172ZM181 169V170H180ZM170 171V170H169ZM183 171V172H182ZM171 173V172H170ZM174 173V172H173ZM153 174V173H152ZM174 175V174H173ZM148 176H150V175H148ZM170 176V175H169ZM178 176V175H177ZM170 178H172L173 179V177H172V175H171V177ZM200 192H201V190H199ZM205 192V191H204ZM202 193H203V190H202ZM202 193H200L201 194V196L203 195ZM206 193V192H205ZM205 193H204V195H205ZM200 196V195H199ZM229 206V205H228ZM213 207V206H212ZM229 207H232V206H229ZM216 209V208H215ZM231 210H233L232 208H231ZM231 210H229L230 212H231ZM263 210V209H262ZM210 211H211V209H210ZM214 211V210H213ZM228 211V212H229ZM260 211V210H259ZM233 212V211H232ZM247 214H248V212H246ZM250 213H253L252 211H250ZM259 213V212H258ZM231 214V213H230ZM246 214V216H248ZM232 215V214H231ZM231 215H229V216H231ZM257 215V214H256ZM245 216V215H244ZM251 216V215H250ZM253 216H254V214H253ZM240 217V216H239ZM250 218V217H249ZM252 218V217H251ZM259 218V217H258ZM263 218V217H262ZM256 219V218H255ZM156 220V219H155ZM163 220V219H162ZM237 220H239V219H237ZM245 220V219H244ZM203 221V220H202ZM225 221V220H224ZM231 221V220H230ZM229 221V222H230ZM240 221H241V219H240ZM164 222V221H163ZM162 222V223H163ZM168 222V221H167ZM179 222V221H178ZM206 222V221H205ZM252 222V221H251ZM260 222H261V219H260ZM263 222V221H262ZM172 223H174V222H172ZM235 223V222H234ZM246 223V222H245ZM249 223V222H248ZM259 223V222H258ZM143 224V223H142ZM170 224V223H169ZM178 224V223H177ZM249 224H251V223H249ZM207 225V224H206ZM231 225H234V224H231ZM208 226V225H207ZM226 226V225H225ZM224 226V227H225ZM229 226V225H228ZM215 227H216V225H215ZM195 228V227H194ZM189 229V228H188ZM197 229V228H196ZM210 229V228H209ZM213 229V228H212ZM225 229V228H224ZM211 230V229H210ZM227 230V229H226ZM191 231V230H190ZM195 231V230H194ZM202 230H200V232H201ZM246 231V230H245ZM199 232V231H198ZM197 232V233H198ZM231 232V231H230ZM248 232V231H247ZM253 232V231H252ZM209 233V232H208ZM217 233H218V231H217ZM240 233V232H239ZM246 233V232H245ZM258 232H256V234H257ZM263 233V232H262ZM195 234V233H194ZM214 234V233H213ZM220 234H222V233H220ZM254 234V233H253ZM259 234V233H258ZM257 234V235H258ZM233 235V234H232ZM245 234H243L242 236H244ZM264 235V234H263ZM197 236V235H196ZM234 236V235H233ZM238 236V235H237ZM241 236V235H240ZM241 236V237H242ZM252 236V235H251ZM250 236V237H251ZM234 238V237H233ZM242 243V242H241ZM219 245V244H218ZM220 246V245H219ZM245 247V249H246V247L247 246H244ZM244 249V250H245ZM250 249V248H249ZM255 249H256V253L257 254H259V256H254L255 258H257V260L259 259V260H261L260 261V264H261V262L263 261L264 262V239H262L261 240V242H260V245H258V246H256L255 247ZM254 249V250H255ZM244 250H243V252H244ZM252 250V249H251ZM253 250V251H254ZM248 253V252H247ZM228 255V254H227ZM254 255V254H253ZM252 255V256H253ZM239 257V256H238ZM224 258V257H223ZM243 258V257H242ZM240 259V258H239ZM232 260V259H231ZM252 260V259H251ZM258 260V261H259ZM255 261V260H254ZM241 263H243V264H250L249 263V260H247V258L246 257H244V259H242L241 260Z\"/></svg>",
    "mask_w": 264,
    "mask_h": 264
},
{
    "label": "crops",
    "instance_id": "0c3cea01",
    "mask_svg": "<svg viewBox=\"0 0 264 264\" xmlns=\"http://www.w3.org/2000/svg\"><path fill=\"white\" fill-rule=\"evenodd\" d=\"M48 1H49L47 4L48 11L59 6L62 7L58 8V12L54 14L50 12L44 14L42 13L40 16H34L32 18L36 21L40 20L46 22L47 24V33H49L48 34L49 37L46 40L44 39V42L46 41V43H48L47 41L49 39L51 40V38L54 36V38L57 41L55 43H57V47H59L58 49L59 52L63 51L65 53V50L66 51L68 50L70 54H73V61H71L69 65H66V67L64 66L63 69H61V71L66 72L68 69H72L73 66H74L73 70H79V69L102 70L104 66H101V64L103 63L96 61L97 55L99 54L109 55L114 52L119 53L120 51L127 55L126 65L124 64L125 61L121 60L119 56L116 57L112 56L111 57L112 60L117 58L118 64L116 62L112 63L113 66L110 68L118 71L120 65L121 68L123 69L122 70L123 78L125 73L124 71H126V69L135 68L134 65H136L137 63L135 62L133 55L135 53H138V50L144 47V45L147 42L146 38L148 36H147V31L145 29L146 27L145 13L135 12L134 9L136 6L142 7L146 4H150L149 2L147 3V1L150 0H81V2H78L77 0H57V1L48 0ZM154 1H155L154 5H157L156 4L157 1L156 0ZM189 1L190 2L188 3L187 0H183V1L173 0V20L170 21V23L173 24L172 25L173 29L170 31L172 32L171 36L173 39L172 41L173 48L169 53H173V103H174L173 106L175 107V109H173V116L176 117L180 116L177 113L174 114V112L178 111L180 105H177V103H175V100L176 101L180 100L181 102H183L184 105L185 103L193 102L194 100L191 98L190 87H192V85H194L195 83L199 82V80L204 81V77H203L204 75L209 76V68L206 63L212 45H210L209 43V39H208L209 36L208 34H206L207 31L204 30L205 24L203 22V18L204 15L206 14H201V12L204 11L205 9L204 7L205 5H207L208 2L206 0H201V2H198L199 0H189ZM186 3L190 4L191 8L189 10H191V12H189V10L186 11L183 9L180 12L174 11L175 8L182 7ZM195 6L200 7V10L198 9L195 10ZM51 7L53 8L51 9ZM69 7H71L72 9L71 8L69 9ZM130 7H134V8L133 9L131 8L132 9L131 10ZM73 10L80 11L78 15V22H82L80 28H78L76 23L73 22L74 20H72L73 19L72 12H75ZM88 11H93V12H91L90 14H85ZM69 13L71 14V16ZM109 14H116L118 16L116 19L117 23H130V19L132 18L134 21L137 22V24L143 22V26H140L139 29L135 31L137 33V36L134 37L135 40L132 44L129 38L123 36V33L121 31L120 32L118 30L111 31L112 26H109V23H113L114 19L111 16H108ZM64 15L72 19H68ZM84 15L90 16L89 19H86L88 17L84 18ZM189 18L192 19L193 21L192 26L196 30L194 35L193 32H191V27L188 28L189 26L185 24V21L189 20ZM68 20L70 23L68 22ZM163 21L164 18L161 15L155 16V27L160 26V30L154 32L153 35L154 37L153 39L155 41L154 43H156L158 39L160 40V42H162L163 38H165L161 31V28L163 27L162 25L164 23ZM86 23H87V29H82L85 28L84 25H86ZM98 24H100V28H96ZM253 24L254 23H252L249 27L246 28L234 27L231 28L230 30L235 31L234 33L243 32L245 30L249 32L252 30ZM56 25H59L64 28L62 32L55 29ZM94 26H95V30L92 29ZM104 27L105 29H103ZM116 36L121 37L122 39L119 42H117V44H115V40H114ZM84 37L87 38L85 39ZM76 38L78 40V43L75 45L74 43H76V41L74 42V40H76ZM67 41H69L70 43H68ZM217 47H220V45ZM238 47L241 46H237L235 48L238 49ZM144 48H146V46ZM52 50L54 49L51 48V53L53 55L56 51L52 52ZM224 52H222L221 54H223ZM164 53H168V52L165 50ZM85 55L87 56L90 55V59L84 60L87 59ZM218 56L216 55L213 56V60L219 62L217 60ZM53 57L56 56L54 55ZM231 71H233V69H231ZM63 77L66 78L65 80L67 81V83L64 84L66 87L70 85L69 82H71L72 80L74 82L75 80V76H73L72 73L71 75H64ZM208 81L209 80H206V82ZM208 84L210 86L211 81H209ZM66 91L71 92V89ZM38 95L36 94V96H34V99H37ZM72 97L77 98L75 99L76 101H80L78 99L80 97L79 95H73ZM134 98H135L134 95L127 94L123 100L129 103V101H135L136 98L135 99ZM109 99H112L113 100L112 102L114 103L113 98L111 97L103 98L102 96H97L92 101L108 102ZM119 99L120 98H115V100H119ZM251 245H255V244H251ZM258 245H260V243ZM240 262L241 261H232V263H228V264H241Z\"/></svg>",
    "mask_w": 264,
    "mask_h": 264
}]
</instances>
